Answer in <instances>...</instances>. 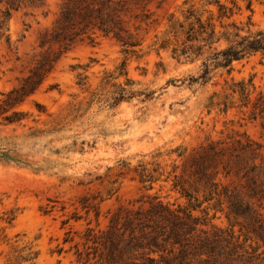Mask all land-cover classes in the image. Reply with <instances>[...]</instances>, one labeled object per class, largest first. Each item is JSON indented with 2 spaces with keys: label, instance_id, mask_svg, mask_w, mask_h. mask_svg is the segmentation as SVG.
Here are the masks:
<instances>
[{
  "label": "rangeland",
  "instance_id": "obj_1",
  "mask_svg": "<svg viewBox=\"0 0 264 264\" xmlns=\"http://www.w3.org/2000/svg\"><path fill=\"white\" fill-rule=\"evenodd\" d=\"M61 1H25L13 11L8 24L10 41L0 42V99L29 74L42 52L57 50V45L42 47L41 42L53 25ZM183 1L153 0L148 5L155 21L143 25L139 33L144 40L141 57L126 55L121 45L109 37L79 41L61 56L36 92L15 107L27 113L26 127L3 124L4 116L12 110L0 115V150L14 149L29 163L0 158V264H31L24 260L30 251L32 255L38 252L35 264H77L73 244H63L70 226L62 222L79 215L81 221L70 222L73 229L82 230L85 218L96 226L93 209L87 216L81 207L86 198L100 212V227L106 224L107 212L133 202L139 205L137 201L148 200V195L188 205L180 188L173 189V160L177 156L167 154L171 149L186 148L185 157L176 161V173L180 175L184 164L188 169L200 146L210 141L230 144L245 134L264 146V117L254 116L251 108H231L227 113L213 109L208 113L205 107L208 96L222 90L225 80L232 78L251 80L254 95L264 91V55L258 53L234 62L230 73L214 70L212 78L202 84L201 80L191 81L201 74V61H178L170 52L157 54L149 47L155 34L166 28L169 14L181 15ZM237 1L241 11L235 18L243 22L250 18L254 29L264 28V0H253L251 8H247V0ZM105 72H113L115 77L103 88ZM127 79L133 82V90L151 95H138L110 107L112 84L125 86ZM93 92L99 98L90 105ZM79 102L80 116L74 121L67 118L64 130L40 137L25 136L30 126L47 127L43 121L50 119L48 113L65 115L71 103ZM38 104L45 107L46 113L40 114ZM158 151L163 153L156 158L163 175L152 189H146L136 178L134 167L150 162ZM218 178L231 188L242 184L234 175L225 178L219 174ZM191 191L195 193L193 188ZM198 197L202 200L203 193ZM207 205L195 208L194 213L204 215L202 210ZM214 213L210 209L206 228L227 227L224 213L217 211L213 217ZM238 229L236 226L235 231ZM58 245L65 250L60 255Z\"/></svg>",
  "mask_w": 264,
  "mask_h": 264
},
{
  "label": "trees",
  "instance_id": "obj_2",
  "mask_svg": "<svg viewBox=\"0 0 264 264\" xmlns=\"http://www.w3.org/2000/svg\"><path fill=\"white\" fill-rule=\"evenodd\" d=\"M25 1L43 0H0V42L3 39L10 41L8 24L12 13ZM152 1L62 0L53 25L41 42L42 47L49 44V47L57 45L58 48L42 52L18 86L3 93L0 115L12 110L10 115L4 116L3 124L27 126V113L16 111L15 107L36 92L61 56L79 41L88 39L94 42L99 36L109 37L121 45L126 55L141 57L144 40L139 33L143 25L155 21L148 8ZM252 1L247 0V8H251ZM183 7L181 15L169 14L166 28L161 34H155L149 47L157 54L170 52L178 61H201V74L192 77V82L201 80L206 84L214 70L226 69L230 73L234 62L258 53L264 55V28L254 29L250 18L246 22L235 18L241 11L237 0H184ZM79 76L84 79L82 73ZM114 77L113 72H105L102 87L111 84ZM132 84L130 79L125 86L112 84L114 89L110 91L109 106L115 107L138 95L145 94L146 98L151 95L133 90ZM255 90L251 80H225L222 90H214L208 96L205 107L208 113L213 109L227 113L231 108H251L254 116L264 117V91L259 90L254 95ZM97 98L98 93L93 92L89 104ZM37 106L40 114L46 113L43 105ZM81 110L79 102L71 103L65 115L48 113L50 119L43 121L47 127L30 126V132L25 136L59 133L64 130L65 120L74 121ZM75 145L76 141L72 146ZM263 148L262 143L245 134L230 144L221 140L210 141L200 146L188 169L184 164L180 175L176 173L179 168L176 161L185 157L186 148L171 149L167 154L177 156L173 160V189L180 188L188 205L165 202L157 194L148 195V200L137 201L139 205L133 202L107 212L106 224L100 227V212L86 198L81 207L87 216L93 209L96 226H92L91 219L85 218L84 228L75 230L70 225L71 220L79 222L82 217L64 219L63 226L70 227L65 231L63 244H73L77 264H264ZM162 154L158 151L153 160L140 162L134 167L136 178L146 189H152L163 175L161 164L156 160ZM0 158L29 164L14 149L0 150ZM219 174L225 178L234 175L242 184L239 188H231L218 178ZM200 192L203 193L202 200L198 197ZM204 203L208 204L202 210L204 215L195 214V208ZM210 209L215 211L213 217L217 211L224 213L228 226L206 228ZM56 251L60 255L65 250L58 245ZM26 256L24 260L35 264L38 252L32 255L30 251Z\"/></svg>",
  "mask_w": 264,
  "mask_h": 264
}]
</instances>
